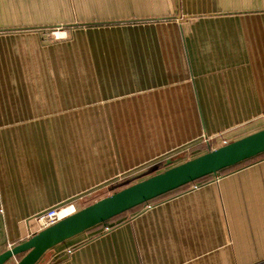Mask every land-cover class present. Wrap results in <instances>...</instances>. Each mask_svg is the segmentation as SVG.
Listing matches in <instances>:
<instances>
[{
    "label": "crops",
    "instance_id": "obj_1",
    "mask_svg": "<svg viewBox=\"0 0 264 264\" xmlns=\"http://www.w3.org/2000/svg\"><path fill=\"white\" fill-rule=\"evenodd\" d=\"M57 26L67 39L43 45ZM262 129L264 0H0L1 252L42 211ZM37 264H264V159Z\"/></svg>",
    "mask_w": 264,
    "mask_h": 264
},
{
    "label": "water",
    "instance_id": "obj_2",
    "mask_svg": "<svg viewBox=\"0 0 264 264\" xmlns=\"http://www.w3.org/2000/svg\"><path fill=\"white\" fill-rule=\"evenodd\" d=\"M264 153V129L168 169L102 198L43 229L12 249L0 251V264H37L55 246L98 225L204 177Z\"/></svg>",
    "mask_w": 264,
    "mask_h": 264
},
{
    "label": "rangeland",
    "instance_id": "obj_3",
    "mask_svg": "<svg viewBox=\"0 0 264 264\" xmlns=\"http://www.w3.org/2000/svg\"><path fill=\"white\" fill-rule=\"evenodd\" d=\"M58 33V35H59V38L56 40V39H54L53 38V33ZM64 32H65V28H63V27H61V26H57V27H51V28H49V29H47L46 30V32L42 35V44L43 45H48V44H53V43H55V42H61V41H64V40H66L67 39V36H66V33L64 34ZM65 35V36H64ZM63 52H65L66 54L68 53V55L69 56H71V57H80V56H82V55H84L85 53H87V51H83V50H79V49H74V50H68V51H64L63 50ZM263 130V129H262ZM206 141H208V139H206ZM225 144H227V143H223V145H225ZM222 145V146H223ZM221 147V146H220ZM219 148V147H218ZM217 149V148H216ZM201 155V154H200ZM185 158V157H184ZM193 158H195V157H193ZM261 159H259V160H262V159H264V156L263 157H260ZM192 159V158H191ZM190 160V159H189ZM185 161H188V158L187 159H183V161H180V163H173V164H176V165H178V164H181V163H183V162H185ZM256 161H258V160H256L255 159V161H249V162H245L243 165H241V166H239V167H237V168H241V167H243V166H245V165H248V164H251V163H255ZM172 164V165H173ZM155 172V171H154ZM153 172V173H154ZM160 172V171H159ZM152 174V173H151ZM226 173H217V174H215V175H210V177H208V178H206L205 180H203V181H201V182H197V183H193V184H191V185H189L187 188H185V189H183L181 192H186V191H190V190H194V189H197V188H199V186H203V185H207V184H210L211 182H218V181H220L221 180V178L225 175ZM150 177V176H149ZM132 180V179H131ZM136 180H139V179H133L132 181H129V182H127V183H124V184H121L120 186H118V187H116V188H113L112 190H110L109 192H107V193H103V194H100L99 196H95L93 199L91 198L89 201H87L86 202V205H84L82 208H84V207H86V206H88V205H90V204H92V203H94V202H96V201H98V200H100V199H102V198H105V197H107V196H110L111 194H113L116 190H119V188H125V187H127L129 184H131L132 182H135ZM117 192V191H116ZM180 193V192H179ZM176 195V194H175ZM164 199V198H163ZM162 200V199H161ZM160 200V201H161ZM155 203V202H154ZM158 203V202H157ZM150 204H152V203H150ZM82 208H77L76 209V211H78V210H80V209H82ZM16 260H18V259H16ZM16 260H14V261H11V262H9L8 264H15L16 263Z\"/></svg>",
    "mask_w": 264,
    "mask_h": 264
},
{
    "label": "built area",
    "instance_id": "obj_4",
    "mask_svg": "<svg viewBox=\"0 0 264 264\" xmlns=\"http://www.w3.org/2000/svg\"><path fill=\"white\" fill-rule=\"evenodd\" d=\"M53 38L57 40L59 38L58 33H53ZM147 207L149 208V204H147ZM69 209L71 210L68 211ZM74 213H76V209L73 205L53 207L37 214L33 218V221L36 223L38 231H41L58 223L59 221Z\"/></svg>",
    "mask_w": 264,
    "mask_h": 264
},
{
    "label": "trees",
    "instance_id": "obj_5",
    "mask_svg": "<svg viewBox=\"0 0 264 264\" xmlns=\"http://www.w3.org/2000/svg\"><path fill=\"white\" fill-rule=\"evenodd\" d=\"M209 151V150H208ZM207 151V152H208ZM264 156V153L263 154H260V155H258V156H256V157H254V158H252V159H249V160H247V161H245V162H249V161H255V159L256 160H259V159H261L260 157H263ZM245 162H242V163H240V164H238V165H236V166H233V167H230V168H227V169H224V170H222V171H220L219 173H227V172H229V171H231V170H235V169H237V167H239V166H241V165H243ZM166 168H168V166L167 165H165V163H163L162 165H161V167L159 168V169H157L158 171H160V170H162V171H164ZM161 171V172H162ZM157 173H152L151 175H150V177L151 176H154V175H156ZM208 177H210V176H207V177H204V178H202V179H200V180H198V181H196V182H194V183H197V182H201V181H203V180H205L206 178H208ZM135 183H137V182H132L131 184H129L127 187H129V186H131V185H133V184H135ZM191 184H193V183H191ZM191 184H189V185H191ZM189 185H187V186H184V187H182V188H180V189H177V190H175V191H173V192H170V193H168V194H166V195H163V196H161V197H159V198H157V199H154V200H152V201H150V202H148V203H146V204H144V205H147V204H149V203H157L158 201H160L161 199H163V198H167V197H169V196H172V195H175V194H177V193H179V192H181L183 189H185V188H187ZM126 188V187H125ZM122 189H124V188H119V190H116L117 192L118 191H120V190H122ZM116 191L114 192V193H116ZM113 193V194H114ZM91 205V204H90ZM144 205H142V206H144ZM89 206V205H88ZM142 206H139V207H137V208H134V209H132V210H130V211H128V212H126V213H129V212H132V211H134V210H137V209H139L140 207H142ZM126 213H123V214H121V215H119V216H117V217H115V218H113V219H116V218H118V217H121V216H123V215H125ZM113 219H111L110 221H112ZM110 221H108V222H110ZM108 222H106V223H108ZM106 223H103V224H101V225H104V224H106ZM98 226H100V225H98ZM97 227V226H96Z\"/></svg>",
    "mask_w": 264,
    "mask_h": 264
},
{
    "label": "bare ground",
    "instance_id": "obj_6",
    "mask_svg": "<svg viewBox=\"0 0 264 264\" xmlns=\"http://www.w3.org/2000/svg\"><path fill=\"white\" fill-rule=\"evenodd\" d=\"M71 209H69L68 211H70Z\"/></svg>",
    "mask_w": 264,
    "mask_h": 264
}]
</instances>
